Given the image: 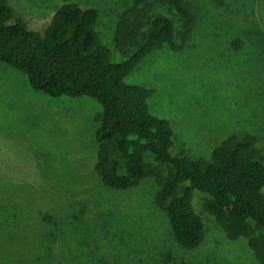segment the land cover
<instances>
[{"label":"rangeland","instance_id":"374dc122","mask_svg":"<svg viewBox=\"0 0 264 264\" xmlns=\"http://www.w3.org/2000/svg\"><path fill=\"white\" fill-rule=\"evenodd\" d=\"M7 1L17 18L39 32L63 3L96 9L98 45L108 49L112 62L124 60L113 35L132 0ZM186 2L197 14L198 26L185 47L178 52L168 47L155 50L126 81L156 89L149 105L155 115L171 122L173 155L209 159L225 138L251 135L264 161V0ZM235 40L241 41L238 51L231 49ZM27 87L31 90L21 72L8 66L0 70V183L7 181L11 186L2 191L23 202L9 215L25 219L20 224L8 220L5 233L0 231V264H142L144 253L156 254L155 259L166 264H255L246 239H228L203 210L200 196L196 210L205 225L204 241L196 251L179 249L166 215L153 204L157 186L152 179L119 193L103 187L94 174L99 126L94 117L101 106L87 97L49 98L33 91L28 101ZM51 179L75 180L73 197L57 191L54 201L46 202V181ZM25 189L34 193L22 194ZM138 198L141 202L132 207ZM70 201L80 203L95 225L46 227L27 206L46 208ZM107 205L130 211L133 227L144 225L136 246L139 256L119 251L118 241L105 235L97 206Z\"/></svg>","mask_w":264,"mask_h":264},{"label":"trees","instance_id":"16d2710c","mask_svg":"<svg viewBox=\"0 0 264 264\" xmlns=\"http://www.w3.org/2000/svg\"><path fill=\"white\" fill-rule=\"evenodd\" d=\"M97 16L94 8L63 3L54 10L44 32H39L17 18L7 0H0V67L21 72L33 92L49 98L87 97L101 106L94 117L99 124L94 136V174L103 187L119 193L152 179L157 186L153 204L166 215L179 249L196 251L204 241L205 225L196 210L200 196L203 210L227 238L246 239L255 264H264V161L256 139L231 135L212 149L209 159L173 155L171 122L155 115L149 105L156 89L126 81L155 50L168 47L178 52L185 47L198 26L194 9L186 0H132L120 14L113 35L115 48L124 56L122 62H112L108 49L98 45ZM240 47L241 41L231 42L233 51ZM46 184L51 196L45 195L48 203L57 191L71 197L75 193L73 179L61 183L51 179ZM9 186L7 181L0 183L3 233L8 220L25 222L17 213L9 215L23 204L9 198L8 190L2 191ZM30 193L34 192H22ZM137 200L132 207L137 208L141 198ZM27 206L46 227L95 225L80 203ZM97 210L107 238L118 241L119 251L139 256L136 246L144 225L133 227L130 211L113 205L97 206ZM154 256L144 253L142 264H166Z\"/></svg>","mask_w":264,"mask_h":264},{"label":"crops","instance_id":"0c3cea01","mask_svg":"<svg viewBox=\"0 0 264 264\" xmlns=\"http://www.w3.org/2000/svg\"><path fill=\"white\" fill-rule=\"evenodd\" d=\"M1 69H3V67H0V70H1ZM25 90H27V92H26L27 94H24V95H25V97L28 99V101H30V100H31V95H30L31 90H29L28 87H27V89H25ZM7 96H8V95H7ZM7 96H6V97H7ZM8 97H9V96H8Z\"/></svg>","mask_w":264,"mask_h":264}]
</instances>
